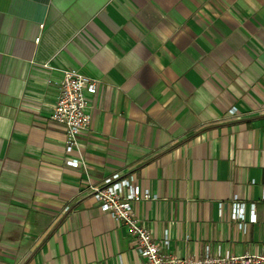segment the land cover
I'll list each match as a JSON object with an SVG mask.
<instances>
[{
  "label": "crops",
  "instance_id": "1",
  "mask_svg": "<svg viewBox=\"0 0 264 264\" xmlns=\"http://www.w3.org/2000/svg\"><path fill=\"white\" fill-rule=\"evenodd\" d=\"M66 68L100 81L87 170L51 120ZM114 172L166 253L264 254V0H0V264H143L90 193Z\"/></svg>",
  "mask_w": 264,
  "mask_h": 264
},
{
  "label": "built area",
  "instance_id": "2",
  "mask_svg": "<svg viewBox=\"0 0 264 264\" xmlns=\"http://www.w3.org/2000/svg\"><path fill=\"white\" fill-rule=\"evenodd\" d=\"M40 38L37 39L39 42ZM45 67L49 65L45 64ZM60 96L51 120L66 130L64 151L66 165L73 168L87 170V163L81 154V135L90 129L92 117L88 111V102L98 94L100 81L84 75L74 68L61 70ZM232 113L235 111L231 110ZM77 153V156L74 154ZM90 193L99 203L103 213L121 223L136 238L139 254L143 264H264V254L234 255L230 253L213 256L209 247L199 259H183L166 253L170 247L169 231L164 232L163 239L157 242L151 232L139 221L135 204L142 201L156 200L150 190L137 183L133 174L114 172L106 177L102 183L91 185ZM264 212V190L262 193ZM222 207V206H220ZM246 205L235 200L232 205L231 217L241 220L239 229L245 230L243 221L246 218ZM250 222H257L256 204H251Z\"/></svg>",
  "mask_w": 264,
  "mask_h": 264
}]
</instances>
